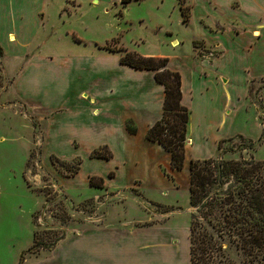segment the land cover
I'll return each instance as SVG.
<instances>
[{
  "label": "crops",
  "instance_id": "0c3cea01",
  "mask_svg": "<svg viewBox=\"0 0 264 264\" xmlns=\"http://www.w3.org/2000/svg\"><path fill=\"white\" fill-rule=\"evenodd\" d=\"M27 3L0 0V70L9 95L31 108L56 112L50 119L44 153L51 150L80 156L81 177L91 172L82 171L90 162L112 158L114 165L108 171L115 173L105 181L125 186L117 178L125 163L126 147L134 154L146 151L153 157L164 148L146 137L148 128L162 114L165 94L164 84L155 78L156 69L122 63L111 50L98 48L102 51L98 55L85 43L78 51L50 48L48 36L58 29L48 33L44 8L36 6L30 12ZM188 4L185 22L191 30L188 43L192 50L187 75L169 57L167 63L169 69L180 72L181 102L189 110V152L181 168H187V182L189 160L208 157L216 151L217 140L230 132V123L225 124L226 110L229 107L230 115L245 102L248 74L264 72V0H190ZM254 31L256 35H252ZM63 32L68 38L76 33L70 28ZM63 32H58L61 41ZM194 41L219 49L217 56L198 58ZM171 42H178V38ZM179 61L186 64L181 58ZM219 77L223 81H218ZM2 138L0 169L11 147L10 140ZM99 145H106L111 156L92 155ZM169 166L177 169L170 159ZM135 180L141 183L139 177ZM1 190L0 183V218L5 202ZM170 216L169 212L160 225L117 223L68 231L47 251L24 254L32 241L28 237L23 246L10 242L8 261H4L5 256L0 258L3 264H190L189 227L181 230L166 223Z\"/></svg>",
  "mask_w": 264,
  "mask_h": 264
},
{
  "label": "rangeland",
  "instance_id": "374dc122",
  "mask_svg": "<svg viewBox=\"0 0 264 264\" xmlns=\"http://www.w3.org/2000/svg\"><path fill=\"white\" fill-rule=\"evenodd\" d=\"M21 1L28 2L30 12L36 6L44 8L48 33L52 28L58 32L70 28L85 38L73 32L68 38L63 32L65 40L61 41V34L55 30L48 36L50 48L78 51L79 45L83 47L85 43L86 48L93 46L98 55L102 52L98 48L115 51L119 57L124 51L120 48L144 55H162L169 57L187 75L188 55L192 50L188 31L191 33V30H188L177 0H129L124 4L120 0ZM189 1L184 0V4L188 6ZM40 16L45 15L42 12ZM255 31L252 35H256ZM174 37L178 42L172 44ZM201 44H195L198 58L217 56L219 49ZM180 58L186 64L179 63ZM218 81H223L222 77ZM246 85L245 102L230 115L227 114L229 107L226 110L225 124L230 123V132H226L224 138L228 139L221 143V148L218 147L220 139L217 140L216 151L214 149L208 156L264 159V72L248 74ZM55 113L14 100L0 70V137L2 140L7 137L11 142L0 169L1 192L5 197L0 218V257L5 256V262L9 260L10 242L23 246L28 237L32 241L24 254L26 251H47L68 231L117 223L160 225L169 212L171 216L166 223L181 230L190 228L195 208L189 201L187 168L172 170L167 150L162 148L163 151H156L153 157L146 151L134 154L129 146L126 147L125 163L117 178V182L125 185L123 187L105 181L115 173L108 171L110 165H114L112 158L90 162L82 171L92 169L95 173L91 170L81 177L82 174L78 176L80 156L51 150L44 153L50 119ZM72 144L78 145L75 141ZM187 145L185 140V153L189 152ZM100 152L106 153L107 148L102 147ZM93 174L102 176L104 182L95 179L99 185L90 184L89 176ZM134 177H139L141 183L133 182ZM220 251L223 258L234 264H246L244 254L227 240L222 242ZM4 261L0 258V264ZM247 264L255 263L247 261Z\"/></svg>",
  "mask_w": 264,
  "mask_h": 264
},
{
  "label": "trees",
  "instance_id": "16d2710c",
  "mask_svg": "<svg viewBox=\"0 0 264 264\" xmlns=\"http://www.w3.org/2000/svg\"><path fill=\"white\" fill-rule=\"evenodd\" d=\"M127 1L120 0L122 4ZM177 1L187 21L189 4ZM120 50H124L119 57L122 63L156 69V80L164 84L162 114L148 128L146 137L159 142L170 153L173 168H182L189 110L181 102L180 72L167 67L166 56H144L136 51ZM226 139L218 141L219 148ZM102 147L107 148L103 145L91 154L110 157L109 149L106 153L100 152ZM188 169L189 201L195 208L189 228L190 264H234L222 257L220 249L225 240L244 254V263L264 264V159L253 156L191 158ZM95 179L103 183V178L96 175L89 176V183L99 185Z\"/></svg>",
  "mask_w": 264,
  "mask_h": 264
}]
</instances>
